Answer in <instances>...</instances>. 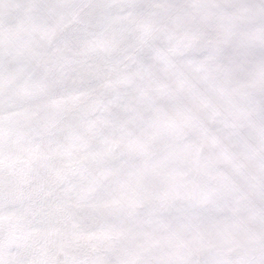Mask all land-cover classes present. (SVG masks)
<instances>
[{"label":"snow or ice","instance_id":"obj_1","mask_svg":"<svg viewBox=\"0 0 264 264\" xmlns=\"http://www.w3.org/2000/svg\"><path fill=\"white\" fill-rule=\"evenodd\" d=\"M0 264H264V0H0Z\"/></svg>","mask_w":264,"mask_h":264}]
</instances>
